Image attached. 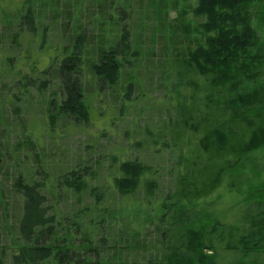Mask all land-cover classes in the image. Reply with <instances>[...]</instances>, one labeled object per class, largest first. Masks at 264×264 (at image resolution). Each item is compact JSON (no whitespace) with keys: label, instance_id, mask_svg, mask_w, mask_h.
I'll return each mask as SVG.
<instances>
[{"label":"trees","instance_id":"1","mask_svg":"<svg viewBox=\"0 0 264 264\" xmlns=\"http://www.w3.org/2000/svg\"><path fill=\"white\" fill-rule=\"evenodd\" d=\"M134 3L25 0L20 22L34 36L46 19L60 23L69 34L67 46L60 47L50 67L42 69L36 60L35 79L23 77L21 82L41 94L48 83L62 88L66 99L53 107V123L61 116L88 119L84 74L91 72L114 87L129 62L133 81L126 91L141 85L139 62L145 53L135 18L142 8L143 18L157 14L151 40L167 44L176 78L169 86L167 81L161 85L167 89L162 105L167 121L158 134L157 152L168 149L173 155L168 191L158 196L157 179H146L156 175L149 167L122 161L120 178L114 179L118 201L99 191L96 203L66 213L65 191H84L88 174L79 166L53 178L47 162L39 159L35 174L19 169L14 176L10 192L20 215L11 225L10 202L0 184V238L11 229L14 235L12 245L0 244V264H255V259L247 261L264 255V185L250 191L253 181L264 175V43L259 42L264 0H197L195 26L179 10L180 0ZM171 10L180 12L175 21H170ZM4 139L9 137L0 130ZM20 147L13 146L12 152ZM3 155L0 172L9 165ZM81 165L87 169L90 164L85 160ZM223 187L243 196L231 221L207 213L209 200ZM152 228L157 237L149 243L143 237Z\"/></svg>","mask_w":264,"mask_h":264},{"label":"rangeland","instance_id":"2","mask_svg":"<svg viewBox=\"0 0 264 264\" xmlns=\"http://www.w3.org/2000/svg\"><path fill=\"white\" fill-rule=\"evenodd\" d=\"M24 1L0 0V130H5V136L9 137V140H0V159L5 161L2 155L6 154L7 156L3 157L9 163L0 172V184L5 189V200L10 202L7 213L11 221L9 225L14 224L20 215L19 205L10 192L14 176L20 172L19 169L35 174L39 159L41 162H47L53 178L55 175L68 174L67 172L79 166L80 172L88 174V186L84 191H65L67 199L62 203V208L66 213L79 206L93 205L100 200L95 195L99 191L105 198L118 201L114 179L120 178L122 161H139L149 167L156 175L151 173L146 179H157L160 184L158 196L162 195V191H168L171 181L170 169L174 167L173 155L168 149L157 152L158 142L161 140L158 134L167 121V116L162 113L167 89L161 85L163 81H167L169 86L176 78L168 64L171 57L168 58L170 53L165 50L167 44L151 40V30L157 25V14L151 12L148 19L143 18L145 9L142 8L135 18L136 28L143 34L138 43L142 47V53H145L139 62L138 77L141 85H133L132 90L126 91L133 70L129 62L124 64L121 81L114 87L98 81L91 72H86L83 84L89 118L81 120L75 116H61L53 123L49 118L55 115L53 107L61 106L66 99L62 88L53 89L48 83L47 90L41 94L35 87L23 86L21 81L23 77H27L28 81L35 79L36 74H32V68L36 60L40 61V68L50 67V62L60 52V47L67 46L69 31L60 23L46 19L42 23L40 21L34 36L20 22L25 13ZM137 3L139 0H135L134 7ZM196 5L197 0H180L179 10L186 15L187 23L191 26L197 24L192 13ZM255 6L256 3L252 5L253 12ZM179 15V11L171 10L170 21L177 20ZM260 38L259 42L264 43V31H261ZM190 43L194 48L196 42L193 38ZM27 50L30 51L28 61L24 57ZM9 67H15L14 71ZM52 72L53 70L50 71L51 74ZM51 100L54 101L49 106ZM125 106L121 113L122 107ZM19 143L22 146L20 150L12 152V147L18 146ZM25 154L29 157H24ZM185 154L187 148L184 150ZM9 155L13 158L9 159ZM85 160L90 164L87 169L81 165ZM6 172L10 175L7 174L8 179L5 178ZM36 179H41V175L36 176ZM61 181H64V178ZM263 185L262 174L253 181L250 191L253 192L254 188ZM213 199H216V202H213ZM209 202L210 209L207 213L211 211L214 217L220 216L224 221H231L235 209L243 203V196L229 193L223 187ZM113 207L116 208L115 205ZM153 233L152 228L143 238L153 243L157 237ZM13 237L12 229L5 231V234L1 235L0 244L12 245ZM254 259L255 264H264V255L250 257L247 262L251 263Z\"/></svg>","mask_w":264,"mask_h":264}]
</instances>
